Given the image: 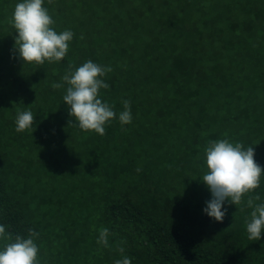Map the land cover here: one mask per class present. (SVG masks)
<instances>
[{
    "label": "trees",
    "instance_id": "trees-1",
    "mask_svg": "<svg viewBox=\"0 0 264 264\" xmlns=\"http://www.w3.org/2000/svg\"><path fill=\"white\" fill-rule=\"evenodd\" d=\"M17 2L0 0L6 232L38 231L40 264H115L123 256L132 264H264V232L248 239L247 195L239 205L225 201L217 222L203 212L212 197L201 180L209 140L253 146L264 168V0L47 3L54 29L74 36L63 60L43 64L24 63L14 50ZM88 60L113 69L99 98L117 118L104 135L69 124L68 85L52 87L69 63ZM123 100L131 101L127 125L118 119ZM26 110L34 123L17 132ZM256 194L264 202V175ZM102 227L107 248L97 243Z\"/></svg>",
    "mask_w": 264,
    "mask_h": 264
},
{
    "label": "clouds",
    "instance_id": "clouds-1",
    "mask_svg": "<svg viewBox=\"0 0 264 264\" xmlns=\"http://www.w3.org/2000/svg\"><path fill=\"white\" fill-rule=\"evenodd\" d=\"M9 22L18 33L14 50L24 63L59 62L67 55L74 33L67 29L61 32L54 29V20L44 6V0H22L17 3ZM112 70L110 66H102L92 60L75 68L69 63L62 82L52 85L54 89L68 85L63 102L69 106L68 115L75 121L70 120L69 124H75L86 132L105 134V125L117 118L114 106L99 98L100 90L110 87L102 78ZM122 104L123 111L118 119L121 125H127L132 122L131 101L123 100ZM15 123L17 132L31 128L33 113L30 110L18 112ZM204 156L208 171L201 180L210 190L212 198L205 202L203 212L222 222L227 212L225 201L239 205L247 195L246 206L252 209L250 220L246 221L248 239H261L264 232V202H259V194H250L260 187L264 168L255 160L254 147L245 148L242 142L234 143L227 138L209 140ZM39 235L38 231L28 229L26 237H13L6 232L5 225H0V240L5 241L0 249V264H40V249L36 243ZM108 236L109 230L102 227L97 243L107 248ZM119 252L123 254L124 249L119 248ZM115 264H132V261L123 256Z\"/></svg>",
    "mask_w": 264,
    "mask_h": 264
},
{
    "label": "rangeland",
    "instance_id": "rangeland-1",
    "mask_svg": "<svg viewBox=\"0 0 264 264\" xmlns=\"http://www.w3.org/2000/svg\"><path fill=\"white\" fill-rule=\"evenodd\" d=\"M79 1H80V0H51V3H53V4H52V5H53L52 7H58L60 4H64V5L69 4V5H71V6H75V4H78ZM19 2H22V0H18L17 3H19ZM47 3H49V0H44V5L47 4ZM54 11H58V10L56 9V10H54ZM59 14H60V13H59ZM250 89H251V88H250ZM256 95H258V96L260 97V99H261V98L263 99V97L261 96V94H260V92L257 90V88H256Z\"/></svg>",
    "mask_w": 264,
    "mask_h": 264
}]
</instances>
